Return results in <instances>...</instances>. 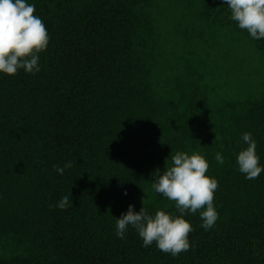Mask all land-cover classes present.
I'll use <instances>...</instances> for the list:
<instances>
[{"label": "trees", "instance_id": "1", "mask_svg": "<svg viewBox=\"0 0 264 264\" xmlns=\"http://www.w3.org/2000/svg\"><path fill=\"white\" fill-rule=\"evenodd\" d=\"M150 2L31 3L50 40L38 73H0V240L15 250L0 264H264V171L249 180L236 163L250 132L264 168V91L221 94L227 52L222 68L201 50L191 52L201 62L165 65ZM200 14L208 27L234 24L264 57V39L240 29L223 0H204ZM177 151L208 161L219 218L206 231L199 211L185 213L191 248L173 257L144 247L131 226L119 238L115 221L130 204L139 211L142 197L150 214L180 215L152 188ZM67 161L61 175L55 166ZM64 195L72 205L54 207Z\"/></svg>", "mask_w": 264, "mask_h": 264}, {"label": "clouds", "instance_id": "2", "mask_svg": "<svg viewBox=\"0 0 264 264\" xmlns=\"http://www.w3.org/2000/svg\"><path fill=\"white\" fill-rule=\"evenodd\" d=\"M223 2L230 9V18L240 29L246 30L255 40L264 39V0ZM35 12V5L27 0H0V73L16 75L20 69L31 74L40 71L39 53L47 49L50 36L42 19L34 15ZM217 138L216 135L213 142ZM242 139L247 147L236 157L238 170L249 180L257 179L264 171L259 166L257 142L250 132L244 133ZM215 160L223 165L222 153L217 152ZM72 166V162L67 161L63 167L56 165L55 170L62 175L65 168ZM208 169V161L198 152L171 153L170 161L169 157L166 158L165 170L161 172L157 168L152 173V188L173 202L180 215L164 209L150 214L144 206L145 197H142L143 206L139 211H135L134 205L130 204L127 211L117 217L116 235L123 239L131 226L146 248L155 243L160 251L173 257L189 251V234L194 228L184 214L194 215L199 211L201 227L206 231L213 228L219 218L213 203L218 181L205 175ZM72 203L69 196L64 195L54 207L66 210Z\"/></svg>", "mask_w": 264, "mask_h": 264}, {"label": "rangeland", "instance_id": "3", "mask_svg": "<svg viewBox=\"0 0 264 264\" xmlns=\"http://www.w3.org/2000/svg\"><path fill=\"white\" fill-rule=\"evenodd\" d=\"M37 0H27L34 3ZM204 0H151L150 11L153 16L155 39L163 56L165 65L181 64L190 59V64L201 62L199 58L209 61V65L222 68L221 57L224 52L232 54L226 63L229 78L217 76L219 83L227 79V91L222 95H232L235 98L259 95L264 91V57L255 42L236 32L232 23L208 27L201 20L200 14ZM201 18V19H200ZM215 39L218 42H215ZM202 51L201 56L191 54ZM219 56L217 59L216 57ZM234 62V63H233ZM222 63V64H221ZM238 68L241 77H238ZM233 69V70H232ZM240 79V80H239ZM228 92V93H227ZM230 92V93H229ZM12 245L0 240V256L6 257L15 252Z\"/></svg>", "mask_w": 264, "mask_h": 264}]
</instances>
